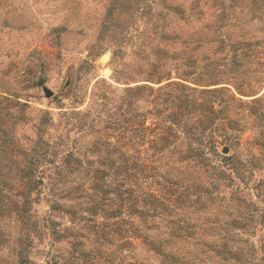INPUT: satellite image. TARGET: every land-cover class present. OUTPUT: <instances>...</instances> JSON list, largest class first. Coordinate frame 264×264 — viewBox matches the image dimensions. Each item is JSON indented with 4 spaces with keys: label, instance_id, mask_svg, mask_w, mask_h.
I'll return each instance as SVG.
<instances>
[{
    "label": "rangeland",
    "instance_id": "374dc122",
    "mask_svg": "<svg viewBox=\"0 0 264 264\" xmlns=\"http://www.w3.org/2000/svg\"><path fill=\"white\" fill-rule=\"evenodd\" d=\"M0 264H264V0H0Z\"/></svg>",
    "mask_w": 264,
    "mask_h": 264
},
{
    "label": "water",
    "instance_id": "95a60500",
    "mask_svg": "<svg viewBox=\"0 0 264 264\" xmlns=\"http://www.w3.org/2000/svg\"><path fill=\"white\" fill-rule=\"evenodd\" d=\"M46 96L50 97L51 93L49 91L46 92Z\"/></svg>",
    "mask_w": 264,
    "mask_h": 264
}]
</instances>
